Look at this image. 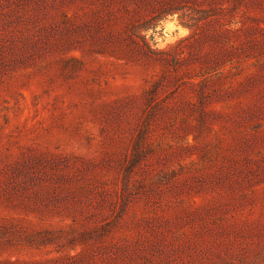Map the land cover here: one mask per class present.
<instances>
[{"label":"rangeland","instance_id":"rangeland-1","mask_svg":"<svg viewBox=\"0 0 264 264\" xmlns=\"http://www.w3.org/2000/svg\"><path fill=\"white\" fill-rule=\"evenodd\" d=\"M0 264H264V0H0Z\"/></svg>","mask_w":264,"mask_h":264}]
</instances>
